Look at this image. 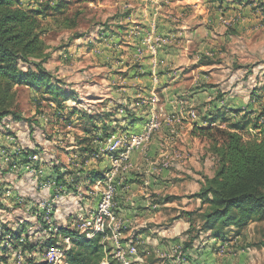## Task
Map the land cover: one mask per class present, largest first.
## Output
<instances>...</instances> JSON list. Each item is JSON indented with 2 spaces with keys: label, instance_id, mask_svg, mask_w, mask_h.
Here are the masks:
<instances>
[{
  "label": "crops",
  "instance_id": "0c3cea01",
  "mask_svg": "<svg viewBox=\"0 0 264 264\" xmlns=\"http://www.w3.org/2000/svg\"><path fill=\"white\" fill-rule=\"evenodd\" d=\"M243 4L245 3L239 0H132L130 6L133 9H124L121 20L115 21L123 27L113 33L108 30L101 37L95 35L97 41L91 45L94 47L89 53L94 58L97 69L109 72L103 78L104 85L97 83V89L92 94L84 93L77 96L78 99L70 98L63 103L64 112H74L69 116L71 119L68 118L74 122L72 128L76 123L88 121L81 131L86 139L91 137L86 130L93 129L94 126H97L98 136L106 137L110 133L109 127L114 128L112 125L120 118L119 109L124 110L125 114L121 115L124 119L115 126L129 132H140L152 113V105L148 100L154 93L159 98L156 108L162 122L161 128L144 149L133 152L131 171L118 178L115 210L125 225L124 242L135 245L139 250L134 256L138 264H151L154 256L168 258L169 264H185V259L180 256L173 260L171 249L174 245H181L175 238L177 235H174L180 232L181 223H184V230L189 228L184 217L173 222V204H176V199L182 205L179 208L190 210L189 191L179 184L180 178L184 176L182 170L188 165L174 164L182 161L188 150L194 156L198 153L203 156L208 151L204 148L210 146L207 138L194 133L189 118H183L177 123L175 127L178 135L173 137V121L169 122L168 119L196 110L199 117L193 125L208 126L211 119L218 118L213 124L226 127V122L219 121L221 116L234 122L240 120L247 111L257 110L258 104L251 99L253 86L241 79V69L235 66L236 59H240L235 43L260 26L256 18L258 13ZM149 33L160 39L155 54L149 52L142 43L143 37ZM139 48L142 49L141 54L138 52ZM229 54L233 55V59L227 57L230 60L219 63L213 61ZM254 55L257 57L256 52ZM255 74L251 72L249 75L256 77ZM85 88L86 83L83 84V89ZM84 97L97 103L85 106L75 101ZM107 99H112L113 102L108 110L117 109V114H110V118V112L103 114L98 108V101L101 103ZM87 114L95 116L86 120ZM80 115H83L81 119ZM39 123L37 121L28 126L23 120H16L12 116L0 117V221L7 224L4 229L18 230L14 229L11 214L21 211L15 197L20 195L26 198V202H29L26 207L31 209L39 200L51 195L47 190L38 189L37 177L25 173L24 165L17 173L9 169L5 156L16 159V145L9 139L10 135L20 136L18 140L27 149H31V142L26 139L46 138L42 147L34 148L33 152L39 156L38 165H42L46 175L52 178L58 176V170L62 172L64 168H68L72 175L80 176L81 181H94L102 178L98 173L104 174L110 165L108 156L92 157L97 150L95 140L91 141L95 152L87 160L82 161L85 144H76L73 137L69 138L71 140L67 147L58 146L66 149L67 152L63 155L59 149L52 147L53 141L48 138L52 133L42 129L39 134L35 130L34 126H39ZM68 123H63L64 128L61 130L59 127L62 124H59L58 129L54 127L53 132L57 134L53 136L61 137L64 130L67 136H72V128ZM50 127L48 125V130ZM165 159L170 161V165H163ZM190 160L193 162L195 157ZM196 168L198 173H194L199 178L203 167L198 165ZM186 172H191L188 167ZM210 173L212 170L206 168L204 174L213 177L214 174ZM6 188L13 189L12 196L8 198L4 196ZM85 188L91 187L87 185ZM97 202L96 196L83 194L79 198L70 194L56 205V224L71 227L72 216L86 209L87 205L96 206ZM153 204H156V208L152 207ZM7 206L12 209L8 210ZM215 239L217 238L209 240L210 245L203 249L204 252L194 264H233L231 255L221 258L216 255L214 248H218L221 242ZM247 256V253L240 252L239 264H245ZM192 260L194 259L191 257L189 261ZM154 264L168 263L164 259Z\"/></svg>",
  "mask_w": 264,
  "mask_h": 264
},
{
  "label": "rangeland",
  "instance_id": "374dc122",
  "mask_svg": "<svg viewBox=\"0 0 264 264\" xmlns=\"http://www.w3.org/2000/svg\"><path fill=\"white\" fill-rule=\"evenodd\" d=\"M41 0H25L26 5L36 6ZM65 2V7L63 8L62 12H55L50 10L48 15L42 19V38L45 42V51L43 56L38 58H33V61H45L44 67L53 75L58 76L60 78L57 79L59 87L63 89L70 90V95L77 98V96L84 95V93L92 94V91L97 89V83H103V78H106L109 75V72H106L103 69H97L96 62L91 54L89 53L92 49L91 46L94 42L97 41L95 39L96 36H102V34H106L108 30L109 32H115L120 27H123L120 24L115 23L116 20H121L123 16L124 9H133L130 4L132 0H62ZM238 1V0H236ZM244 6H247L248 9H253L258 13L259 21V28L256 30L254 29L253 32L249 35H243V38L240 39L235 45L238 46L237 53L240 56V59H236L235 66L241 69V76L243 81H247L253 86V90L251 91V99L255 100L257 105V110H252L251 112L258 114H264V0H239ZM243 8V7H242ZM112 27V29L110 28ZM93 40V42H90ZM257 53L254 55V53ZM236 54V55H238ZM66 55V56H65ZM233 55L229 54V56H224L218 59L213 60L214 62H223V60H230L233 59ZM229 57L230 59H228ZM255 58H257L255 60ZM96 69H93L95 68ZM54 71V72H53ZM256 73L255 76L250 77V73ZM87 84V88L83 89V84ZM76 88H79L76 91ZM104 88H100L103 90ZM72 93V94H71ZM224 94V93H223ZM222 94V95H223ZM91 97V96H89ZM71 99V101H72ZM78 99V98H77ZM75 100L81 102V104L87 106L90 103H97L93 102L87 98H80V100ZM98 108L99 110L104 113H109V115H116L117 109L113 110L112 108L109 109V105L113 104L112 99H107L103 102L98 101ZM109 103V104H108ZM54 104V105H53ZM55 104V102H49L44 100L43 96L39 92H35L27 87L21 86L17 88V98L16 104L14 106L15 111H17L23 117V122L28 126H32V123L40 121L39 126L35 125V130L38 131L40 134L42 129L45 131H49L50 133L57 134V132H53L54 127L58 129L59 124H62V127H59V130L63 129L64 124L72 122L69 116H72L74 112H64V110L59 109ZM73 108V107H72ZM71 108V109H72ZM77 109V108H75ZM248 112V111H247ZM246 112V113H247ZM90 113V112H88ZM69 114V115H68ZM120 118L116 121L115 124L112 125V129L109 127L108 132H112L116 130L118 127L115 125L119 124L121 119H124L122 114L125 112L120 113ZM102 115V114H101ZM108 117L110 118L111 115ZM86 120L88 117H94V114H87ZM97 116V115H96ZM83 115L79 116L81 119ZM243 117V115H242ZM253 117V116H252ZM70 118V119H68ZM49 119V121H47ZM261 121H264V116L262 117ZM232 122V121H231ZM74 122H72L73 124ZM87 122H79L74 124L71 133L72 136H67V132H62L63 135L61 137L50 136L48 137L49 140L53 143L52 147H56L61 151L64 155L67 151L66 149H60L58 146L62 145L67 147L70 144V137L74 138V142L79 144L84 141L85 135L81 133L84 125H87ZM264 123V122H263ZM43 125V126H42ZM48 125H50V129L48 130ZM82 125V126H81ZM89 125V124H88ZM241 133L245 136L246 139L257 136V130H241ZM38 135V134H35ZM16 136V135H15ZM55 137V138H54ZM17 143L22 148V152L27 151L28 155H34V148L42 147V142L44 138H30L26 139L28 142H31V149H27L23 147V143L20 138L17 137ZM45 143V142H44ZM69 143V144H68ZM44 146V144H43ZM208 151L203 153H198L197 155H193L192 152L189 150L187 151L186 157L182 159V161L175 163L173 160L174 165H188V170L191 172H186L187 167L185 170H182L183 175L180 178L179 184L184 185L188 189V199H190V210L185 211L179 207L182 205L179 202V199H176V204H173V222L174 220L184 217V222H188L189 228L187 230L183 229L184 223H181L182 228L180 229L179 233L174 235L176 239H178L181 246V252L177 254H173V260L180 256L183 258L184 255V246L186 243H189L191 240L193 246L188 249L186 253L190 254L192 257L191 262L184 260L185 264H194L197 262L198 257L202 255L203 249L209 246V240L214 237L212 232L210 231H203L201 229L202 221H201V212L200 208L202 206L201 201L194 196L196 193L199 192L198 189L201 188V185L204 183L205 177H209L205 175V169L209 168L212 170L211 175L215 174V170L217 168V161L214 155L210 152L209 148ZM33 152V153H32ZM21 154H18V159H14L17 165H25L21 164L23 161ZM27 155V156H28ZM38 155V154H37ZM62 156V155H61ZM197 156V157H196ZM194 158L195 160L192 162L190 158ZM200 167L202 165L203 170L201 177L195 176V171L197 172L196 167ZM198 171L199 168H198ZM198 173V172H197ZM56 175V174H55ZM57 176V175H56ZM178 184V183H176ZM21 200H17L18 206H20L19 213H11L12 215V224L15 226L14 229H19L22 227L26 228V231L30 234L32 242L38 241L40 245H43L41 248L33 252L36 254L37 261H44L41 258L42 253L44 252L45 248V237L44 230L46 229L44 226V222L39 219L43 216L41 214H36L38 212L36 207L27 209V205L29 202H26V198L20 196ZM38 203V202H37ZM15 207H17L15 205ZM206 206H203L205 209ZM8 210L11 208L7 206ZM12 209V208H11ZM26 209V211H25ZM25 211V212H22ZM40 212V211H39ZM193 212L192 219L193 222L192 228H190V221L188 218L187 213ZM42 213V212H40ZM179 213V214H178ZM30 214V216L28 215ZM17 223V224H16ZM26 226H25V225ZM4 225V223H3ZM7 224L4 225L6 227ZM65 227L70 228V225ZM48 229V227H47ZM11 230V229H10ZM15 231V230H14ZM240 234H236V229L229 228L225 229L226 235L225 240L215 239L220 241L221 244L218 248H214V252L220 258L224 255H231L232 263L239 264L238 259L240 252H245L248 254L247 262L245 264H264V222H252L242 230H240ZM57 237H61V234H58ZM44 242H42V241ZM212 242V240H211ZM178 243V242H177ZM220 248L221 251H220ZM20 251V250H19ZM21 252V251H20ZM12 253V254H11ZM10 254L7 255L5 260L0 259V264H16L18 252L12 251ZM139 253V250H138ZM23 254V253H22ZM3 255V254H2ZM177 255V256H176ZM167 256V255H166ZM161 257V256H160ZM165 261L169 264L168 258H164ZM163 258H154L152 259V263L159 262L160 260H164ZM149 264V263H146ZM174 264V262H173Z\"/></svg>",
  "mask_w": 264,
  "mask_h": 264
},
{
  "label": "trees",
  "instance_id": "16d2710c",
  "mask_svg": "<svg viewBox=\"0 0 264 264\" xmlns=\"http://www.w3.org/2000/svg\"><path fill=\"white\" fill-rule=\"evenodd\" d=\"M64 7L65 2L62 0H41L36 6L26 5L25 0H0V117L12 116L16 120H23L22 115L14 109L17 88L21 86L39 92L44 100L55 102L59 109H62L65 101L73 98L70 93L59 87V81L44 67L45 61H33V58L43 56L46 48L42 38V19L50 10L62 12ZM263 116L261 113L256 115L247 112L240 120L234 122L221 116L219 121L226 122V127L213 124L218 119L213 118L210 125L193 128L196 135L207 138L209 150L217 161L214 176L205 177L199 192L194 195L202 204L201 229L212 232L214 237L220 240H225V229L234 228L238 235L241 233L240 230L250 223L264 222V121H261ZM243 129H253L259 133L256 137L246 139L241 133ZM86 131L90 132L91 137H87L81 143L85 144L82 161L87 160L95 152L91 141L103 139V136L97 134V126ZM20 154L23 160L21 164H25L28 161V152ZM15 156L18 159L17 153ZM98 174L102 177L104 175ZM65 177L73 178L76 182L81 181L78 175L58 170L56 178L67 183ZM203 206H206L205 209ZM187 215L192 228L193 212ZM39 219L44 222L43 218ZM44 226L45 246L55 245L57 240L50 236L51 232L45 222ZM5 231L0 233L1 260H5L12 251L20 250L26 255L43 246L38 241L32 242L25 227L16 231L10 229ZM5 234L11 236V247L1 245ZM59 234L69 235L72 239L73 245L68 252L69 264L102 263L104 248L100 236L89 240L65 227L59 229ZM192 241L184 246L183 257L187 261L191 259L190 254L186 252L193 246ZM28 261L30 264H47L45 261H37L34 257Z\"/></svg>",
  "mask_w": 264,
  "mask_h": 264
},
{
  "label": "built area",
  "instance_id": "2783aa9c",
  "mask_svg": "<svg viewBox=\"0 0 264 264\" xmlns=\"http://www.w3.org/2000/svg\"><path fill=\"white\" fill-rule=\"evenodd\" d=\"M160 39L155 38L151 33L143 37L142 43L147 47L148 51L155 54L158 48ZM138 52L141 54L142 49ZM66 56V55H65ZM152 105V113L149 120L144 125L140 132H129L123 128H117L110 132L102 140H95L97 150L93 153V158H99L100 155L108 156L110 160L109 167L105 170L102 178L92 181L91 179H83L76 182L73 178L68 179L67 183H63L59 178H52L47 176L42 165H38L39 156L37 154L28 155V161L24 165L25 173H29L37 177V187L40 190H47L51 193L50 197L42 198L37 203L36 214H41L45 224L48 226L51 237L57 240L55 245H50L45 248L41 258L47 264H69L68 252L72 248L73 242L69 235L59 234L61 228L55 222L56 205L63 200V198L74 194L79 198L83 194L90 197L96 196L98 198L97 205H87V208L76 215L72 216L70 230H73L79 236L86 239H94L97 236L101 237V243L104 248V258L101 264H138L134 256L138 253V248L131 244L124 242L125 225L123 220L118 216L115 210L116 196L118 190V178L127 174L132 169L131 156L136 150L144 149L151 141L155 132L158 131L162 122L157 113L156 105L159 103V98L154 93L148 100ZM118 112L123 113V109ZM198 113L196 110H191L187 114L180 113L173 118H169V122L173 121L171 134L173 137L178 135L176 129L177 123H180L183 118H189L192 127L194 122L198 120ZM49 121V119H47ZM71 127L72 123H68ZM9 139L15 143V154L22 153V148L17 143L15 135H10ZM14 158L5 156L9 169L15 173L20 170V167L14 162ZM40 163V162H39ZM163 165H170V161L165 159ZM67 172L68 168H64L62 172ZM89 185L91 188L86 189ZM5 197H10L13 194L12 188H6L4 192ZM16 201L21 200L20 195L15 197ZM156 208V204L152 205ZM42 213H40V212ZM6 232L3 222L0 221V233ZM23 241V239H20ZM4 247H11V236L5 234L2 244ZM222 248H220L221 251ZM16 264H30L28 259L36 257L35 252L22 254L19 250ZM16 252V253H17ZM181 252V245H174L171 249V256L173 253Z\"/></svg>",
  "mask_w": 264,
  "mask_h": 264
}]
</instances>
